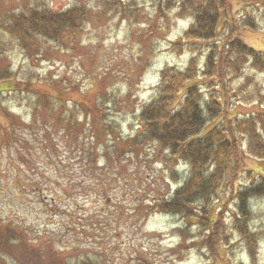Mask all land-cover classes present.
<instances>
[{
    "label": "rangeland",
    "instance_id": "374dc122",
    "mask_svg": "<svg viewBox=\"0 0 264 264\" xmlns=\"http://www.w3.org/2000/svg\"><path fill=\"white\" fill-rule=\"evenodd\" d=\"M104 1L0 0V72L15 75L16 91L23 81L34 82L28 92L0 99V225L14 226L20 239L0 249V264H54L59 257L73 264L85 258L106 264H264V197L251 202L255 261L229 227L238 214L237 191L262 183L264 159L247 157V172L228 174L218 201L209 207L208 218L218 220L219 228L202 227L199 213L184 220L147 212L155 199L183 186L189 174L157 144L144 143L136 155L131 141L141 134L138 117L157 95L161 71L185 68L194 55L185 48L174 51L190 21L178 9L160 16L161 0ZM77 5H85L88 16L80 30L66 32L59 42L36 36L25 40L26 48L4 27L12 14L60 13ZM233 5L220 24L219 39L234 26V38L264 54V0H234ZM249 16L259 31L242 29ZM207 51L204 46L197 53L202 65ZM206 80L199 82L205 96L219 89L227 112L223 122L253 113L264 118V73L249 63L241 78L214 79L212 86ZM6 85L0 82V89ZM101 94L109 126L103 131L99 124L100 143L89 130L68 137L59 119L71 101L93 104ZM260 130L264 135V125ZM238 139L242 149L245 143ZM99 147V169L106 170L95 173L87 158ZM95 177L99 180L93 182ZM63 189L68 192L61 198Z\"/></svg>",
    "mask_w": 264,
    "mask_h": 264
},
{
    "label": "trees",
    "instance_id": "16d2710c",
    "mask_svg": "<svg viewBox=\"0 0 264 264\" xmlns=\"http://www.w3.org/2000/svg\"><path fill=\"white\" fill-rule=\"evenodd\" d=\"M233 1H160L161 5L158 7L160 16H165L169 9L170 11L178 9L179 13L190 21L188 29L181 36L178 44L174 45V51L182 53L185 48L194 55L185 68L167 66L161 71L157 95L143 108L138 117L141 134L131 141L134 144L132 147L135 148L132 151L134 154L138 155L144 143H155L171 156L176 157L179 162L182 161L189 173L183 186L171 196L155 199L147 212L150 210L175 215L184 220L192 219L197 213L203 214L199 220L201 226L212 230L219 228L220 222L208 218L209 207L218 201L228 174L247 172L245 168L247 157L264 159V135L260 130L261 125H264V118L253 113L244 114L241 118L228 117L223 122L227 112L225 105L221 103L222 99L217 96L219 89L205 96L202 90L203 84L199 83L207 79V85L212 86L214 79L241 78L244 66L248 63L252 70L264 73V54L249 47L244 41L234 38L237 35L234 26H231L228 35L219 39L220 24L227 22L226 16L233 10ZM163 3L166 4L162 5ZM87 16L88 10L85 5H77L60 13L48 9H29L26 12L12 14L9 23L4 27L13 32L24 44L25 40L29 41L36 36L59 42L66 32L80 30ZM242 25V29L259 31L258 23L250 16L245 18ZM204 46H207L208 53L202 65L197 53H202ZM24 47L27 48V45L25 44ZM0 82L7 83L4 89H0V99L16 92L24 94L34 83L32 78L21 81L22 90H14L16 82L19 81L10 70L0 72ZM42 101L47 110H54L53 105H47L45 98H40V102ZM227 101H225L226 105H228ZM70 105V111L65 112L59 119L64 125L67 136L72 138L71 136L77 134L76 137L79 138L89 130L94 143H100L99 124L104 127L103 131L109 126V123H106V95H99L93 104L72 100ZM210 123L216 124L204 134ZM107 131L111 130L107 129ZM238 137H242V143H245L242 149ZM100 147L99 150L97 148V151L89 153L87 158L88 170L95 173L106 170L104 167L99 169L97 153H100ZM235 176L231 175L232 179L236 178ZM98 180L97 177L93 178V182ZM104 186L106 188V183ZM107 188L113 189L111 183L107 184ZM62 192L60 197L66 195L64 192L68 190L63 189ZM236 196L238 214L229 227L248 244L251 258L255 261L253 253H256V247L251 233L253 230L251 202L256 198L264 197V178L257 186L240 189ZM229 227L224 225L222 229ZM15 232L14 226L0 225V233L3 235L0 236L2 238L0 249L5 248L7 243H17L16 241L20 240ZM214 236L215 234L207 236L209 244ZM61 260L63 259L59 257L54 264H73L72 261ZM76 262V264H106V261L98 262L90 258ZM138 264H146V262L139 261Z\"/></svg>",
    "mask_w": 264,
    "mask_h": 264
}]
</instances>
